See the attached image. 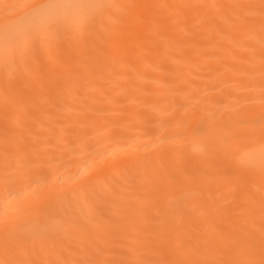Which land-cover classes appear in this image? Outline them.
I'll return each instance as SVG.
<instances>
[{
	"label": "bare ground",
	"instance_id": "bare-ground-1",
	"mask_svg": "<svg viewBox=\"0 0 264 264\" xmlns=\"http://www.w3.org/2000/svg\"><path fill=\"white\" fill-rule=\"evenodd\" d=\"M33 2L0 0V24L22 14L17 5ZM88 2L92 11L75 17L103 14L93 33L42 57L7 92L0 79V177L6 113L10 122L26 114L20 131L32 133L27 143L41 157L22 184L5 187L0 180V261L198 264L239 258L236 240L249 228L259 239L260 166L232 172L191 137L157 141L181 132L186 119L195 124L215 114L226 120L234 106L260 111L258 25L249 48L241 46L245 34L221 20L244 11L229 5L259 0ZM169 115L172 124L161 127ZM68 142L77 151L61 159L55 146ZM259 145L240 142L234 151L251 159ZM185 191L191 198L177 209ZM62 200L83 225L74 235L5 246L13 225Z\"/></svg>",
	"mask_w": 264,
	"mask_h": 264
},
{
	"label": "snow or ice",
	"instance_id": "snow-or-ice-1",
	"mask_svg": "<svg viewBox=\"0 0 264 264\" xmlns=\"http://www.w3.org/2000/svg\"><path fill=\"white\" fill-rule=\"evenodd\" d=\"M23 12L15 20L0 24V32L6 31L8 38L0 40V79L3 80L5 91L8 88L24 81L33 70L34 66L60 46L78 39L85 33H93L98 24L103 23V14H95L89 17H73L71 23H59L67 18L57 16L56 9L60 7L57 0H35L33 3L20 4ZM216 7V6H214ZM232 9H244L238 15L221 17L223 24L234 28L237 33L245 34L241 46L253 47L250 34L255 31L257 25L260 33L262 52H264V0L259 3L246 5H229ZM47 20L40 26L17 28L15 21ZM261 108L258 113L247 109L245 106L235 107L226 120H217L212 114L200 122L193 124L190 120H183L179 127L182 131L176 135H161L159 144H169L177 139L191 137L204 145L206 152L219 160L232 172H242L250 169V154L237 155L235 146L244 142L248 146L259 142L264 146V63L261 65ZM239 103V102H238ZM182 109L184 105H180ZM199 111V108L195 109ZM25 113H17L14 122L5 119V142L3 150L5 154V166L0 177L5 187H14L22 184L27 178L28 170L41 158L40 154L27 143L34 139L30 131L21 132L26 119ZM175 119L169 115L161 121L160 126L171 125ZM10 137L14 141H10ZM56 150L61 152V159L65 155L73 156L77 151L74 142L65 145H56ZM65 167L68 165L65 164ZM264 175V164L260 167ZM191 193L185 191L176 201L177 209L183 208L191 198ZM261 222L259 227V239L257 242L255 228H249L245 235L236 240L234 250L237 259L222 261H203L198 264H264V192L260 193ZM81 212L84 213L83 208ZM78 219H73L64 207V201L52 204L42 212L31 215L22 222L15 224L5 232V246L9 243H22L28 240H36L46 236L74 235L76 230L82 227ZM0 264H20V262L6 260ZM76 264H101L98 261H77ZM103 264H120V262L107 261ZM137 264H152V262H137ZM159 264H183L180 261H160Z\"/></svg>",
	"mask_w": 264,
	"mask_h": 264
},
{
	"label": "clouds",
	"instance_id": "clouds-1",
	"mask_svg": "<svg viewBox=\"0 0 264 264\" xmlns=\"http://www.w3.org/2000/svg\"><path fill=\"white\" fill-rule=\"evenodd\" d=\"M60 7L56 9L57 16L70 18L77 15L86 14L93 9L88 0H57ZM47 20H36V21H15L14 26L17 28H28L40 26L47 23ZM8 38V33L6 31L0 32V40H5ZM251 165H258L261 167L264 164V146H257L250 159Z\"/></svg>",
	"mask_w": 264,
	"mask_h": 264
}]
</instances>
